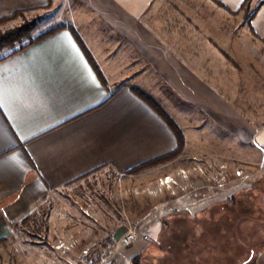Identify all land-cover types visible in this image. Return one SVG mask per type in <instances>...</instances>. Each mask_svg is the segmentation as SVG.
I'll return each mask as SVG.
<instances>
[{
  "label": "crops",
  "instance_id": "0c3cea01",
  "mask_svg": "<svg viewBox=\"0 0 264 264\" xmlns=\"http://www.w3.org/2000/svg\"><path fill=\"white\" fill-rule=\"evenodd\" d=\"M36 10L63 27L0 57V264L35 263L32 245L17 255L14 227L68 184L177 148L134 89L192 158L264 148V1L0 0V18Z\"/></svg>",
  "mask_w": 264,
  "mask_h": 264
},
{
  "label": "rangeland",
  "instance_id": "374dc122",
  "mask_svg": "<svg viewBox=\"0 0 264 264\" xmlns=\"http://www.w3.org/2000/svg\"><path fill=\"white\" fill-rule=\"evenodd\" d=\"M55 16L26 12L1 25L0 33L36 18L35 37L54 27ZM11 51L0 48V57ZM252 145L260 151L256 160L250 154L248 161L233 155L196 159L182 147L131 171L99 168L16 224L17 255L29 256L32 245L34 264L96 258L97 264H244L264 257V148L255 138ZM132 229L139 237L121 245ZM58 239L75 245L64 254L55 248ZM69 255L80 257L71 262Z\"/></svg>",
  "mask_w": 264,
  "mask_h": 264
},
{
  "label": "trees",
  "instance_id": "16d2710c",
  "mask_svg": "<svg viewBox=\"0 0 264 264\" xmlns=\"http://www.w3.org/2000/svg\"><path fill=\"white\" fill-rule=\"evenodd\" d=\"M264 0H262L263 2ZM23 13L21 11H16L13 12L11 15L9 16H4L2 18H0V26L5 24L7 21L16 18L17 16L22 15ZM38 20L35 19H31L28 21H24L22 24L15 26L11 29H7L4 32L0 33V48L3 47H7V48H12L13 51L10 52V54L16 53L18 51H21L22 49H24L25 47H27L28 45L33 44L34 42L56 32L57 30H59L60 28L63 27V25H57L54 27H51L47 30H45L44 32L40 33L39 35L33 37L31 35L32 31L35 29V27L37 26ZM23 40H26V43H23ZM19 44V46L17 48L14 49L15 45ZM91 61V59H90ZM92 62V61H91ZM134 92L142 99L144 100L148 105H150L168 124V126L172 129V131L175 133L176 137H177V148L169 153L163 154L162 156H159L157 158L148 160L142 164H140L139 166L145 165L148 162H153V161H160L161 159L167 157L168 155L172 154V153H180V151L182 150L183 147V135L180 131V129L176 126V124L172 121V119L166 114V112H164V110L154 101L152 100L147 94H145L144 92L138 90V89H134ZM137 166V167H139ZM136 168V167H135ZM135 168L130 169L133 170ZM251 258H249V260L243 262L244 264H247L249 261V263H252V260H250ZM99 262V258H96L95 260L91 261L90 264H97Z\"/></svg>",
  "mask_w": 264,
  "mask_h": 264
},
{
  "label": "built area",
  "instance_id": "2783aa9c",
  "mask_svg": "<svg viewBox=\"0 0 264 264\" xmlns=\"http://www.w3.org/2000/svg\"><path fill=\"white\" fill-rule=\"evenodd\" d=\"M140 235V230H129L128 233H125L122 235L121 240L119 241V243L123 246L129 245L132 242H134ZM144 236V235H143ZM142 236V237H143ZM146 237V236H144ZM75 242L74 241H63V240H59L56 244H55V248L57 250H60L62 252H66L67 250L71 249L72 247H74Z\"/></svg>",
  "mask_w": 264,
  "mask_h": 264
},
{
  "label": "snow or ice",
  "instance_id": "6c2138e0",
  "mask_svg": "<svg viewBox=\"0 0 264 264\" xmlns=\"http://www.w3.org/2000/svg\"><path fill=\"white\" fill-rule=\"evenodd\" d=\"M62 39H65V40H67L69 43H71V37H70L69 34H67V33L63 34ZM73 47L75 48L74 45H73ZM77 51H78V50H77ZM77 59H80V57L77 56ZM82 65H83V62H82ZM83 66L85 67V70L88 71L89 74H90V69H88L86 65H83Z\"/></svg>",
  "mask_w": 264,
  "mask_h": 264
}]
</instances>
